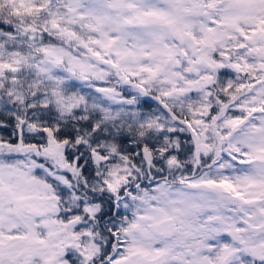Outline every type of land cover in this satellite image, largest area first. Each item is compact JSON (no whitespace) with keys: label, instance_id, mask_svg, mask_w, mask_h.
Wrapping results in <instances>:
<instances>
[{"label":"snow or ice","instance_id":"1","mask_svg":"<svg viewBox=\"0 0 264 264\" xmlns=\"http://www.w3.org/2000/svg\"><path fill=\"white\" fill-rule=\"evenodd\" d=\"M0 264H264V0H0Z\"/></svg>","mask_w":264,"mask_h":264}]
</instances>
